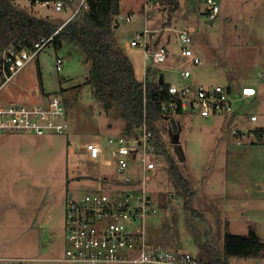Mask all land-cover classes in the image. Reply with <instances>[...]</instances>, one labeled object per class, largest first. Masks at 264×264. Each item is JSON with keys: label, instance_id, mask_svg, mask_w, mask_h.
Returning <instances> with one entry per match:
<instances>
[{"label": "rangeland", "instance_id": "obj_1", "mask_svg": "<svg viewBox=\"0 0 264 264\" xmlns=\"http://www.w3.org/2000/svg\"><path fill=\"white\" fill-rule=\"evenodd\" d=\"M180 2L181 8L173 17L174 29L163 30L167 12H153L148 22L149 32H156L158 36L164 31L159 45L165 44L170 50L165 62L147 67L151 76L158 79L163 74L166 82H180L176 69H189L190 62L176 55L182 48L177 32L194 26L196 32L191 34V47L200 56L201 64L191 69L189 82L221 84L233 89L245 85L256 87L259 90L257 96L248 102L240 101L236 106L243 105L241 116L246 111L255 112L260 116L258 123L264 124V0H219L223 9L212 22L200 13L198 1ZM15 6L37 17L59 20L61 24L72 13L66 9L58 11L52 5L34 4L31 0H16ZM130 6L135 13L132 21L127 22L125 16L129 15ZM120 9L123 17L118 18L119 26L115 32L120 46L125 49V44L144 30L145 18L137 10L135 0H121ZM183 10L190 11L189 18H184ZM129 53L135 59H144L141 45L132 47ZM58 56L64 61L61 71L56 69ZM89 70L90 65L85 63L80 48L64 42L62 49L56 50L51 43L0 92L3 104L36 103V90L58 93L70 103L68 134L37 137L16 132L0 133L1 254L17 255L23 250L30 253L41 248V242L44 246L56 242L58 250L65 252V215L70 194L75 197L86 194L96 186L95 179L100 174L113 172V165L90 160L85 155L83 143L90 140L105 144L109 136L124 132L126 121L120 116L122 106L119 103L106 112L89 85L76 88L85 81ZM224 118L177 116V133L164 116L155 121L167 149L177 159L174 147L178 144L184 158L178 160L181 173L196 192L191 207L203 213L206 220L184 210L182 196L173 188L166 163V169L158 172V178L151 184L161 206L158 213L146 219L150 241L201 257V246L207 241L223 250L227 233L247 235L250 229L257 227L264 240V199L245 194L243 190L231 191L224 181L232 175L240 180L256 176L257 172L251 174L246 167L259 162L253 156L264 148L257 144L237 145L238 139L226 132L229 125L228 118ZM105 158L111 159L110 154ZM41 204H48L49 208L44 220L26 230L33 210ZM55 228L58 231L53 230ZM39 234L43 238L34 244L32 238ZM250 259L232 257L230 262L264 264V260L259 263ZM33 263L28 261L26 264Z\"/></svg>", "mask_w": 264, "mask_h": 264}, {"label": "built area", "instance_id": "obj_2", "mask_svg": "<svg viewBox=\"0 0 264 264\" xmlns=\"http://www.w3.org/2000/svg\"><path fill=\"white\" fill-rule=\"evenodd\" d=\"M202 1L207 18L216 20L221 11L219 1ZM42 5L49 6L50 3ZM52 7L72 12L53 35L39 38L29 48L18 47L14 42L0 45V92L30 62L37 60L61 28L90 10L89 0H58L52 3ZM161 7V0H143L145 18ZM148 35L149 31L145 29L129 44L131 47L141 45L145 59L151 61L146 66L152 67L165 62L169 52L165 47L148 51ZM178 36L182 45L180 53L192 65H200V57L190 48L192 38L189 32L181 31ZM63 62L58 56L57 71L63 69ZM177 72L180 82L169 83L164 89L161 109L164 117H226L229 132L239 144L242 139L251 137L254 131L237 119L239 110L236 104L248 102L257 94L256 88L233 89L221 84L189 82L191 69H177ZM44 95L48 96V107L44 106L43 95L35 104L0 102V132L36 136L67 134L68 110L64 99L58 93ZM249 119L255 123L258 116L251 115ZM262 132L264 140V129ZM154 140V132L145 119L129 131L109 136L105 144L84 141L85 155L94 163L113 165V172L100 174L95 179L96 186L86 194L78 197L71 194L65 215L67 247L64 261L75 264H200L192 253L172 250L162 243L150 241L147 235L146 219L158 213L161 206L151 184L158 178V172L166 169L163 153L155 146ZM106 154H110L111 159H106Z\"/></svg>", "mask_w": 264, "mask_h": 264}, {"label": "trees", "instance_id": "obj_3", "mask_svg": "<svg viewBox=\"0 0 264 264\" xmlns=\"http://www.w3.org/2000/svg\"><path fill=\"white\" fill-rule=\"evenodd\" d=\"M31 1L35 4L58 0ZM89 6L88 12L58 31L53 38V46L56 50H61L64 42H69L83 51L85 63L90 65V70L85 81L78 86H92L94 96L106 112L111 111L115 103H119L122 106L121 117L126 121L125 130L129 131L142 124L145 119L148 121V126L155 135L154 144L162 151L167 163L173 188L182 196L184 210L206 220L203 213L191 207L196 192L189 179L181 173L179 159L169 152L155 125V121L163 116L162 100L165 98L164 89L167 84L152 83L150 70L146 74V81H139L132 61L118 46L114 22L120 15V0H89ZM179 8V3L173 0L170 11L175 12ZM170 21L171 16L167 23ZM59 28L60 26L44 18L17 9L15 0H0V45L14 42L18 47L29 48L34 41L50 37ZM68 103L65 101L67 110ZM262 130L255 131L257 141L254 143L264 144ZM200 250V264H231L232 257L264 259V240L253 228L247 235L227 233L223 250L208 241Z\"/></svg>", "mask_w": 264, "mask_h": 264}, {"label": "crops", "instance_id": "obj_4", "mask_svg": "<svg viewBox=\"0 0 264 264\" xmlns=\"http://www.w3.org/2000/svg\"><path fill=\"white\" fill-rule=\"evenodd\" d=\"M135 1L137 3V10L139 12H142L143 13V16H144V12H143V0H135ZM174 1L175 2L177 1L179 3L180 8H181V2H180V0H174ZM196 1H198V3H199V7H200L199 8V11H200V13H202L205 17H207L206 11H205L206 10V7H205L203 1L202 0H196ZM161 2H162V7L159 8V9L153 10V12H156V11H158V12H167L168 14H167L166 21L162 25L163 30L165 28L174 29L175 28V26H174L175 18H173V17H174V13L176 11L175 12H171L170 11V9L173 6V0H161ZM38 3L41 4V6H44V5H42L44 3H41V2H37L35 4H38ZM45 3H47V2H45ZM49 3H50L49 6H51L53 2H49ZM15 4H16V0H15ZM246 4H247V2H246ZM120 6H121V0H120ZM220 7H221V11H222L223 7L221 6V4H220ZM252 8H254V7H252ZM183 11H184V18H189L190 15H191L190 11L189 10H183ZM221 11H220V14H221ZM128 13H129V15H126L125 16V20L127 22H131L132 21V18H133V15L135 13V10H134L133 6H130L128 8ZM169 16H171V21L168 24L167 22H168ZM122 17L123 16L118 15L115 18L114 32H115V29L119 26L118 18H122ZM150 17L149 18H145V16H144V18H145V24H144L145 25V28H144V30L145 29L148 30V22L150 20ZM47 18H49V17H47ZM209 22H212V21L209 20ZM243 24L246 27V23L243 22ZM163 30L161 31V34H158V36H157V33L156 32H149L148 39H147V50L148 51H155V50H159L161 47H165L168 50V52H169L168 53V56H169V54H170L169 48L165 44L159 45L160 42H161L162 34L164 32ZM143 31H141V32H143ZM181 31L189 32V34L191 36L192 33L196 32V29H195L194 26H191V25L190 26H187V29L179 30L177 32V38L179 37L178 35H179V33ZM115 35H116V32H115ZM159 37H160V40H159ZM116 39H117V37H116ZM130 42H127L125 44V49H123L122 46H120L119 41L117 39L118 46L128 55V57L132 61L133 65H134V68H135V73H136L137 79L139 81L145 82L146 81V74L148 73V70H149V69L147 70V66H146V63H148V62L145 59V56H144V59L143 60H141V59H135L132 56H130V53L129 52L132 50V47L129 44ZM190 48L194 51V49L191 47V44H190ZM180 51H181V49L176 53V55L179 56V57H183V59L189 61L187 58H185L180 53ZM143 54H144V48H143ZM168 56H167V59H168ZM194 67L195 66L190 63V68L189 69H193ZM177 69H180V68H177ZM141 72L143 73V76L140 75ZM161 75H163V74H161ZM161 75H160V77L158 79H154L153 76H151V73H150V81L152 83H160ZM82 83H80V84H82ZM162 83L169 84V83H172V81L166 82L165 79H164V75H163V82ZM209 84H212V83H209ZM245 86H249V85H245ZM245 86H242V87H245ZM90 87H91V89L93 91L92 86H90ZM242 87H235L234 89H240ZM252 87H254V86H252ZM76 88H80V86H78ZM254 88H256V87H254ZM256 90H257V94L255 96H257L258 93H259V90L257 88H256ZM34 94L36 95V97L38 98L37 100L39 101L40 96L42 94H46V93H44L42 91H39V90H36ZM254 97H251L249 99H252ZM65 101H67V100H64V102ZM31 104H35V103H31ZM116 104L117 103H115L114 107L116 106ZM241 106H243V105H241ZM241 106H238L239 112L237 113V119H238V121L240 123L246 124L249 129H252L254 131L253 134L251 135L252 137H254V139H250V140L249 139H242V141H241L242 143L239 144L238 141H237V145H240L241 146V145H245V144L246 145L247 144H257V145H261L260 146L261 148H264L263 147L264 144L254 143V142L257 141L256 135H255V131L257 129H264V124L258 123L259 120H260L259 114L255 113V112H252V111H250V112H247L246 111V112H244V115L241 116ZM121 112H122V110L120 111V116H121ZM251 115H257L258 116V121L255 122V123L250 122V119L249 118H250ZM222 118L225 119L224 117H222ZM165 120H167L168 122H170L169 119H167V117H165ZM109 125L111 126V124H109ZM125 126H126V122L124 124L123 131H125ZM253 127H255V128H253ZM228 131L229 130L227 129L226 132L227 133H230ZM16 134H23V133H16ZM48 135H56V134H48ZM37 137H40V136H37ZM42 137H44V136H42ZM253 159L254 160H259V162L247 166L246 167V171L249 172V173H251V174H253L254 172H257L258 174L256 176H248V177L240 180L239 177H236L235 175H232V178L231 179L229 178L227 180V178H225V180H224L225 181V186L228 189H230L231 191H238V192H240V191L243 190L245 192V194H250V195L256 196L257 198L261 197V199H264V197H262V194H264V173H263L264 172V150L257 151L256 152V155L253 156ZM165 164H166V162H165ZM257 168H258V171H257ZM50 201H53L54 202V198L53 197H50ZM47 205L41 204L40 206L37 207V209H34L33 210V213L31 214V218H30L31 220H28V224H27L26 230H28L29 228H34L35 223H37V222L40 223V222H42L44 220V217L47 214V209H49L47 207ZM254 229L257 232V234L259 235L257 227H255ZM53 230L58 231L56 228L53 229ZM42 238H43V235L39 234L37 238H32V241H34L33 242L34 244L35 243L38 244L37 242H40ZM41 243H42V247L41 248H38L35 251L33 250V252H30V253H27V251H25V250L19 252L17 255H6V254H1V252H0V264H14L16 262L18 264H26L28 261L34 262L33 264H42V263H45V264H68V263H71V262L64 261V254L63 253H65V252L58 250V248H57L58 245H57L56 242H54L52 244H50L51 243L50 242V243H48L45 246H44L43 242H41ZM29 244H30V242H29ZM251 259H253V258H251ZM254 259L258 260L259 263H261L262 260H264V259H258V258H254ZM24 260H26V261H24Z\"/></svg>", "mask_w": 264, "mask_h": 264}, {"label": "water", "instance_id": "obj_5", "mask_svg": "<svg viewBox=\"0 0 264 264\" xmlns=\"http://www.w3.org/2000/svg\"><path fill=\"white\" fill-rule=\"evenodd\" d=\"M44 19L46 21L50 22V23L55 24V25H58V26L61 25V22L59 20H56V19H53V18H44ZM162 82H163V75H161V78H160V83H162ZM42 95H43L42 99H43V102H44V106L48 107V96L44 95V94H42ZM169 121H170V123L172 125L173 132L177 133L178 132V124H177L175 118H170ZM174 149H175V153H176L178 159L180 161L184 160V158H183V156H182V154L180 152L178 144L175 145Z\"/></svg>", "mask_w": 264, "mask_h": 264}]
</instances>
